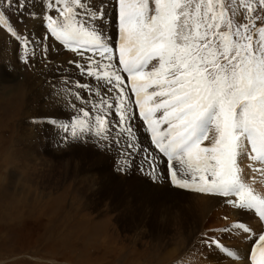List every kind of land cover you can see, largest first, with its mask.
I'll return each instance as SVG.
<instances>
[{
  "label": "snow or ice",
  "instance_id": "6c2138e0",
  "mask_svg": "<svg viewBox=\"0 0 264 264\" xmlns=\"http://www.w3.org/2000/svg\"><path fill=\"white\" fill-rule=\"evenodd\" d=\"M107 3L50 0L58 13L48 17L50 35L80 56L83 64L71 63L82 75L98 82L77 85L97 98L84 101L95 114L80 107L71 123L59 127L73 138L91 134L103 140L118 128L117 137L125 136L127 148L134 149L133 121L142 119L155 149L166 157L174 186L235 197L226 202L264 221V195L245 182L240 166L243 158L258 163L249 167L264 183V26L257 25L264 16L256 15L264 0H115V42L104 23ZM5 5L27 7L20 0H3L0 8ZM240 9L246 12L244 23L235 19ZM0 25L17 34L6 8L0 10ZM145 159L155 172L156 157L149 153ZM251 179L255 183L257 177ZM231 230L253 232L243 221ZM211 243L240 259L221 241ZM250 260L264 264V233Z\"/></svg>",
  "mask_w": 264,
  "mask_h": 264
},
{
  "label": "rangeland",
  "instance_id": "374dc122",
  "mask_svg": "<svg viewBox=\"0 0 264 264\" xmlns=\"http://www.w3.org/2000/svg\"><path fill=\"white\" fill-rule=\"evenodd\" d=\"M114 3L108 0L105 24L115 42ZM30 9L27 5L23 8L26 15L17 16L24 20L17 27L21 31L32 21ZM256 15L264 16V10L258 8ZM44 19L39 20V31L35 30L39 37L29 31L31 39H45ZM235 19L246 22V12L240 9ZM257 25L264 26V20ZM8 36L0 34V264H172L174 260H168L159 244L187 238V229L197 222L193 208L183 210L173 201L184 193H198L173 188L167 182L155 184L137 173L141 171L123 161L115 149L111 141L116 137L103 140L85 134L73 138L70 130L66 133L59 123H71L77 114L66 93L72 90L83 102L86 98L96 101L92 92L77 85L98 82L79 77L75 64L73 70L59 69L62 63H54L57 58L49 61L45 53L46 60L39 61L35 51L40 41L17 54L19 45ZM44 49L57 53L50 44ZM69 52L67 61L80 59ZM78 102L77 110L84 106L95 114L91 104ZM109 118L117 119L116 115ZM119 140L120 144L125 141L123 137ZM135 151L138 163L140 150ZM21 193L27 197L18 205ZM7 206L8 212L17 207L20 213L14 210L15 215L5 216ZM167 226L169 232L159 231ZM213 251L220 253L217 264L230 263L217 246L196 249L195 254L211 255Z\"/></svg>",
  "mask_w": 264,
  "mask_h": 264
},
{
  "label": "bare ground",
  "instance_id": "6f19581e",
  "mask_svg": "<svg viewBox=\"0 0 264 264\" xmlns=\"http://www.w3.org/2000/svg\"><path fill=\"white\" fill-rule=\"evenodd\" d=\"M30 5H31L30 12L33 13L32 14L33 17H32V21H31L30 25L28 26V28H29V31L32 33V31L35 32V30L38 29L37 27H39V24H38L39 20L43 19L44 16H45V18H47L46 12L49 11V10H47V8L50 7L49 6L50 4H47L46 0H44V1L43 0H36L33 3H31ZM24 29H27V28L25 27ZM38 31H39V29H38ZM40 32H41V30H40ZM0 34H2L3 36H6V37L8 35V34L7 35L5 34V32L2 28H0ZM34 34L36 36H38V34H36V32ZM42 37H43V35H42ZM31 42H32V44L35 45L34 39H31ZM46 42L47 41H45V39H41L39 44H40V46H43L44 44H46ZM50 42H51L50 45L54 46L56 48L57 53L49 50L48 54H47L48 60L51 61V59L57 58V61H54V63H56V64H58L59 62L62 63V66H59V69H62L64 71L65 70H73L74 64L71 63L72 61H77L80 64L84 63V61L81 60V58L80 59L75 58L72 61H67L68 60V57L66 56L67 53L61 49V46L57 45L56 44L57 42H55V41L54 42L50 41ZM35 48L36 47L34 46L33 49H35ZM52 50H53V48H52ZM40 55H43V52H40L39 55L37 56V59L39 61H41V59L46 60V57L41 56L43 58H40ZM85 55L88 56V55H92V54L88 53V55L87 54H85ZM0 56H1V52H0ZM49 66H47L46 68L49 69L50 68ZM76 68H77V66H76ZM76 79H78V78H76ZM90 80H93V79L91 78ZM94 82H95V80H94ZM75 91H77V90L75 89ZM71 92H72V90L66 94L69 95V93H71ZM69 96H71L73 99L72 104L73 103L76 104L77 99L75 98V95H69ZM110 96H114V93H111ZM87 99H89V98H86V100ZM82 100H78V101L80 103H82L83 105H86ZM92 102H95V101H92ZM69 105H71V104L69 103ZM77 108H78V106H76V108H72V109L74 112H77L78 111ZM136 122L138 123V120H136ZM140 128H141L143 136L145 137L144 138V141H145V139L147 140L146 134L143 133L144 129L141 126H140ZM114 131H115V129H113L111 135L114 136V134H115V136H116L117 133H114ZM205 144H208V141H205ZM249 165L259 167L258 163H254V162L248 160L247 158H243L240 161V166L244 170L243 176H244L245 182L251 184V186L255 189V191L258 194L264 195V183L260 182L259 173H254L252 171V169L249 167ZM162 171H163V169H162ZM164 176L166 178H169V176H167V174ZM253 176L257 177V180L255 183H253V181L251 179V177H253ZM21 194H19V195L22 198V200L19 202L18 205H22L23 204L22 201L23 200L25 201L24 197L26 196V194H24V193H21ZM184 197L186 199H184ZM231 198L235 199V197H226L225 198V197H221L218 195H208V194H201V193H198L195 195V194L184 193L181 197H179V199L173 201V204L176 207H179L183 210L185 209V210L189 211L188 206H190V209L193 208V210L195 211L194 216L197 218V222H196L195 226H193L190 229H187L189 232L187 234L188 235L187 238H184L182 240L177 239L174 241H166V242H162L159 244V245H161L160 248L166 254L168 253V256H169L168 260L169 259H170V261L174 260L172 264H215V263L217 264V262H215V259H217V257L220 256V253H218V252L214 253V251H213V252H211V255L208 253H202L200 255L195 254L196 249H199L201 251H203V248L214 249L215 246L211 243L212 240H219L222 243L225 242L226 244L231 245L230 249L232 251L238 250L240 253V255H239L240 259H242V257L244 258L242 261L229 260L230 263H228V264H248L247 259H246V254L249 252V249L251 246V240H248L247 236L250 234H244L241 231L231 230V225L235 222L236 219H240L241 221H244L246 219H251L254 222V224H252V225L248 224V225L251 226V228L253 229V232H254L257 229V224L255 223V220L253 219V215L251 213L242 211V210L237 209V208H234L232 205H230L226 202L227 200H229ZM17 200L19 201V199H17ZM8 207L9 206H7L5 208V210H6L5 216H7V217H11V216L15 215L14 210L16 211L19 209L17 207L14 209L12 208L11 212H8V209L10 210V208H8ZM18 211L20 213V210H18ZM18 211H17V213H18ZM226 217H227V219H226ZM226 228H228L230 230L224 231V229H226ZM170 229H171V227L167 226V227H165V229H159V231L160 232H169ZM161 264H163V263L161 262Z\"/></svg>",
  "mask_w": 264,
  "mask_h": 264
}]
</instances>
